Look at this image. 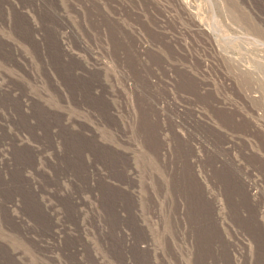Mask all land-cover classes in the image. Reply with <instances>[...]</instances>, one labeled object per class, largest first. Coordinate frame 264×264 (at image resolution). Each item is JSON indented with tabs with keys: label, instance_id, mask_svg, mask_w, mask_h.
Wrapping results in <instances>:
<instances>
[{
	"label": "rangeland",
	"instance_id": "374dc122",
	"mask_svg": "<svg viewBox=\"0 0 264 264\" xmlns=\"http://www.w3.org/2000/svg\"><path fill=\"white\" fill-rule=\"evenodd\" d=\"M0 264H264V0H0Z\"/></svg>",
	"mask_w": 264,
	"mask_h": 264
}]
</instances>
